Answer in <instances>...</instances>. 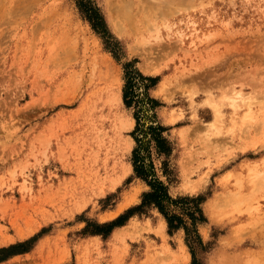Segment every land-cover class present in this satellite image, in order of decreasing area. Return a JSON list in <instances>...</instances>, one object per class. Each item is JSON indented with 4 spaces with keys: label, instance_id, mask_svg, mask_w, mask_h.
<instances>
[{
    "label": "rangeland",
    "instance_id": "1",
    "mask_svg": "<svg viewBox=\"0 0 264 264\" xmlns=\"http://www.w3.org/2000/svg\"><path fill=\"white\" fill-rule=\"evenodd\" d=\"M83 2L0 0V250L23 244L0 264H264V0H91L100 25ZM115 89L123 104L105 106ZM230 95L256 99L251 118ZM137 147L173 199L200 198L193 248L157 208L137 209Z\"/></svg>",
    "mask_w": 264,
    "mask_h": 264
},
{
    "label": "trees",
    "instance_id": "2",
    "mask_svg": "<svg viewBox=\"0 0 264 264\" xmlns=\"http://www.w3.org/2000/svg\"><path fill=\"white\" fill-rule=\"evenodd\" d=\"M82 9L87 15L88 19L92 21L95 25H100L102 18L101 15L95 7L91 0H84L82 3ZM143 80H148L147 78L143 77L140 73H137ZM151 80V79H149ZM134 79L128 84L133 83ZM127 84V88H128ZM132 91L128 92V90H125L124 93V99L125 104L130 107L132 106ZM134 98V97H133ZM152 102H155L152 100ZM137 120L139 122L140 126V118L137 117ZM139 126L137 131H139ZM147 131L150 135V142L154 145V149L157 153V155H169L171 153V146L169 141L162 135V133L165 131V128H163L159 124H151L147 127ZM135 140L140 145L141 139L138 137H135ZM133 167L134 172L138 178H140L142 181H144L147 186L149 187V190L143 194V201L142 204L137 208L139 210H143L144 207H151L154 206L159 210V212L166 218L168 226L170 231L183 228L187 235V240L191 247L193 248L194 245L198 244L200 242L199 235L197 234V231L195 230L196 222L199 220H202V211L199 208V200L200 198H178L173 199L171 195L169 194L168 186L161 181L157 173L155 171V167L153 163L147 162L145 156L140 151V147H137L133 152ZM180 207L183 212L181 213L182 216H187L191 220V227H188L185 223V219L182 216L177 215L176 213H173L172 207ZM136 209V210H137ZM172 210V211H171ZM123 217H120L115 222L105 223L102 225H97L99 228V231H111L114 226H120L123 224V222L120 221ZM16 247V248H15ZM23 247V244H17L14 246H10L5 249L0 250V254L6 253L2 257H0V260H3L5 257L16 254V250ZM15 248V249H14Z\"/></svg>",
    "mask_w": 264,
    "mask_h": 264
},
{
    "label": "bare ground",
    "instance_id": "3",
    "mask_svg": "<svg viewBox=\"0 0 264 264\" xmlns=\"http://www.w3.org/2000/svg\"><path fill=\"white\" fill-rule=\"evenodd\" d=\"M15 2H16V1H15ZM24 2H25V1H24ZM129 4H130V3H129ZM129 4H127V5H129ZM131 4H133V3H131ZM13 5H14V3H13ZM115 5H116V4H115ZM15 6H17V5H15ZM115 7H116V6H115ZM145 7H146V6H145ZM147 7H148V6H147ZM153 7H154V6H153ZM169 7H170V6H169ZM130 8H131L130 5L127 6V10L130 9ZM164 8H165V6H164ZM164 8H163V9H164ZM174 8H175V6H174ZM122 9H123V8L116 7V9H115V11H116L115 16H116V17H119V16L121 15V11H122ZM144 9H145V8H144ZM146 9H148V8H146ZM159 9H160V8H159ZM172 9H173V8H171V10H172ZM124 10H125V9H124ZM127 10H125V11H124V14H122V16L125 15V16H123V18H124L126 21L128 20V18H125V17L128 16V15L126 14V11H127ZM164 10H166V9H164ZM130 11H131V9H130L129 12H127V13H130ZM144 11H145V10H144ZM144 11H143V12H144ZM147 11H148V10H147ZM153 13H154V12H153ZM172 13H173V12H172ZM108 14H109V13H108ZM146 14H147V13H146ZM156 14H157V13H156ZM160 14H162V12H159V15H160ZM126 15H127V16H126ZM159 15H158V17H159ZM170 15H171V14H170ZM170 15H169V16H170ZM116 17H115V18H116ZM128 17H130V16H128ZM143 17H144V16H143ZM143 17H142V19L145 20V18H143ZM160 17H161V15H160ZM162 17H163V15H162ZM115 18H113V19H115ZM121 18H122V17H120V19H121ZM134 18H135V17H134ZM153 18H155V17L153 16ZM121 20H122V19H121ZM133 20H134V19H133ZM140 20H141V19H140ZM109 22H110V21H109ZM118 22H119V21H118ZM118 22L115 21V24L118 23ZM122 22H123V20H122ZM129 23H130V21H129L127 24H129ZM108 25H109V24H108ZM120 25H121V24H120ZM122 25H123V24H122ZM128 26H130V28H131V24L128 25ZM116 27L119 28V23H118V26L116 25ZM120 27H121V26H120ZM122 28H123V27H122ZM122 28H121V29H122ZM130 28H129V29H130ZM134 28H135V26H134ZM121 29L119 28V30H121ZM133 30H134V29H131V31H133ZM65 31H66V30H65ZM117 31H118V30H117ZM120 32H121V31H120ZM157 35H158V34H157ZM156 37H157V36H156ZM152 38H153V37H152ZM65 39H67V38H65ZM143 39L145 40L144 36H143ZM149 39H150V38H149ZM153 39H156V38H153ZM157 39H161V38H158V37H157ZM57 40H58V39H57ZM64 42H65V41H64ZM140 42L142 43V42H145V41H141V40H140L139 43H140ZM53 43H55V42H53ZM57 43H58V42H56L55 45H56ZM59 43H60V42H59ZM141 43H140V44H141ZM147 43H148V41H147ZM147 43H146V44H147ZM149 43H150V42H149ZM95 44H96V42H95ZM142 45H143V47H144L145 50L148 49V47L145 48V46H146L145 43H142ZM56 46H58V45H56ZM95 46H96V45H95ZM139 46H140V45H139ZM147 46H148V45H147ZM134 47H135V46H134ZM61 48H62V47H61ZM69 48H70V47H69ZM138 48H139V47H138ZM149 48H150V44H149ZM57 49H58V48H57ZM70 49H71V48H70ZM90 49H91V48H90ZM136 49H137V48H136ZM136 49H134V51H135ZM140 49H141V46H140ZM64 50H65V49H64ZM138 50H139V49H138ZM58 51H59V50H58ZM67 51H68V50H67ZM74 51H75V50H74ZM134 51H133V52H134ZM61 52H64V51H61ZM68 52H69V51H68ZM133 52H132V53H133ZM140 52L142 53V50H141ZM71 53H73L72 50H71ZM134 54H138V53L135 52ZM143 54H144V53H143ZM146 54H147V55H150L151 53L149 52V54H148V51H147ZM66 55H67V54H66ZM66 55H65V56H66ZM68 55H69V54H68ZM139 55H140V54H139ZM151 55H152V54H151ZM151 55H150V56H151ZM86 56H87V54H86ZM150 56H148V58H147L148 61H149V59H150ZM144 57H145V56H144ZM105 59H106V58H105ZM152 59H153V58L151 57V60H152ZM157 59H158V58H157ZM224 59H226V58H224ZM109 60H110V59H109ZM153 60H154V59H153ZM153 60H152V61H153ZM106 61H107V59H106ZM106 61H105V62H106ZM152 61H150V62H152ZM150 62H148V63L150 64ZM108 63H109V62H108ZM153 63L155 64V61H154ZM110 64H111L112 66H114L112 62H111ZM143 65H144V64H143ZM156 65H157V63L155 64V66H156ZM249 65H250V63H249ZM108 66H110V65L108 64ZM93 67H94V64H93ZM110 67H111V66H110ZM110 67H109V71L112 69V67H111V68H110ZM142 67H144V66H142ZM107 68H108V67H107ZM148 68H149V67H148ZM245 68H247V67H245ZM256 68H258V67L256 66ZM150 69H152V68H150ZM243 69H244V68H243ZM84 70H86V69L84 68ZM84 70H83V71H84ZM91 70H92V68H91ZM93 70H94V69H93ZM143 70H144V69H143ZM152 70H153V69H152ZM156 70H157V69H156ZM251 70L253 71L254 69H251ZM251 70H250L249 72H251ZM89 71H90V70H89ZM112 71H113V70H112ZM112 71H111V72H112ZM114 71H115V70H114ZM256 71H259V70H256ZM256 71L254 70V73H255ZM247 72H248V71H247ZM90 73H91V72H90ZM90 73H89V74H90ZM112 73H113V72H112ZM112 73H109V72H108V74H111V75H112ZM257 73H258V72H257ZM257 73H256V74H257ZM81 74H82V73H81ZM236 74H237V73H235L234 76H235ZM240 74H241V72L239 73V75H240ZM244 74H245V72H244ZM247 74H248V73H247ZM111 75H110V77H111ZM115 75H116V74H115ZM241 75H242V74H241ZM245 75H246V74H245ZM90 76H91V75H90ZM90 76H89V77H90ZM108 76H109V75H108ZM242 76H243V75H242ZM246 76H247V75H246ZM246 76H245V78H247ZM250 76H251V73H250ZM106 77H107V76H106ZM237 77L239 78V76H237ZM251 77H254V76H251ZM100 78H101V77H100ZM102 78H103V76H102ZM107 78H109V77H107ZM240 78H241V77H240ZM240 78H239V79H240ZM243 78H244V77H243ZM243 78H242V80H243ZM245 78H244V79H245ZM115 79H116V78H115ZM248 79H249V74H248ZM248 79H246V81H247ZM101 80H102V79H101ZM103 80H104V79H103ZM237 80H238V79H237ZM240 80H241V79H240ZM257 80H258V79H257ZM257 80H254L253 82L255 83V81H257ZM90 81H91V80H90ZM248 81H249V80H248ZM248 81H247V82H248ZM251 81H252V80H250L249 83H250ZM244 82H245V80H244ZM247 85H250V84H247ZM99 89H100V88H99ZM159 89H160V88H159ZM161 89H162V88H161ZM161 89L159 90V92L161 91ZM156 93H157V92H156ZM206 93H210V92H206ZM210 94H211V93H210ZM210 94H209L208 100H209V98H210V101H211L210 103H212V108H213V111H214V115H215V117H216V121H215V123H218V120H220V119L222 118V115H223V113L221 112V110H222L221 108H222L223 106L221 105V102H215V101H213V100H212V97H210V96H211ZM237 94H240V93H237ZM240 95H241V94H240ZM256 95H257V94H255V96H256ZM233 96H234V95H233ZM233 96L230 95V96L227 97V99L229 98L228 100H230V101H227V102H229L228 104L233 108V112L236 114V113L239 111V109H243V114H244V115H243V117H242V120H244L245 118L247 119V118H249V117L251 118V117H252L251 115H252V113H253V105H254L253 102H254V100H256V99H254V100L251 99V96H250L249 99H246L247 97H245V98L243 99V96H239V95L234 96V97H233ZM238 96H239V100H240V101H239L238 98H237ZM255 96H253V98H255ZM235 97H236L237 99H236ZM240 97L242 98V100H241ZM257 98H258V97H257ZM237 100H238V101H237ZM252 100H253V101H252ZM66 101H68V100H66ZM101 101H102V103H103L105 106H108L109 104H113V103H118V104H120V105L123 104V102H122V95H121V93H120L117 89H115V90H113V91H111V92H107V93H105L104 95H101ZM224 101H225V100H224ZM69 102H70V100H69ZM255 104H256V103H255ZM258 107H259V105H258ZM172 119H173V118H172ZM170 120H171V119H170ZM173 120H174V119H173ZM171 121H172V120H171ZM219 124H220V123H219ZM124 125H125V124H124ZM209 126H210V125H209ZM211 127L214 128L215 126H212V125H211ZM126 128H127V127H126ZM214 129H215V130H217V129L219 130V127H218V128H214ZM116 135H117V134H116ZM116 135L114 136L113 141L115 140ZM127 143H128V142H126V145H127ZM128 144H130V143H128ZM127 171H128V169H127ZM123 172H124V174H126V173H125V170H124ZM128 173H129V172H128ZM124 176H125V175H124ZM134 192H135V191H134ZM137 196H138V195H137ZM132 199H134V197H132ZM126 202L129 203L128 201H126ZM127 203H126V204H127ZM123 204H125V203H123ZM122 206H123V205H122ZM120 207H121V206H120ZM119 210H120V209H119ZM114 215H115V214H114ZM116 215H117V214H116ZM128 227H129V226H128ZM145 227H148V226H145ZM124 228H126V227H124ZM129 228H130V227H129ZM132 228H133V227H132ZM158 228H159V226H158ZM130 229H131V228H130ZM130 229H128V230H130ZM143 229H144V228H143ZM146 230H147V228H146ZM146 230H145V231H146ZM158 230H159V229H158ZM158 230H157V231H158ZM139 231H140V230H139ZM118 232H119V231H118ZM158 232H159V231H158ZM136 233H139V232H136ZM128 234H129V233H128ZM156 234H157V233H156ZM117 237H118V236H117ZM15 238H16V237H15ZM121 239H122V237H121ZM121 239H120V240H121ZM254 240H255V239H254ZM255 241H256V240H255ZM15 248H16V247H15ZM15 248H14V249H15ZM179 248H180V247H179ZM39 251H40V250H39ZM181 257H182V256H181ZM183 258H184V256H183ZM181 260H183V259H181Z\"/></svg>",
    "mask_w": 264,
    "mask_h": 264
}]
</instances>
